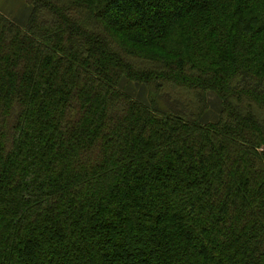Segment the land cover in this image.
Wrapping results in <instances>:
<instances>
[{"label": "trees", "instance_id": "1", "mask_svg": "<svg viewBox=\"0 0 264 264\" xmlns=\"http://www.w3.org/2000/svg\"><path fill=\"white\" fill-rule=\"evenodd\" d=\"M27 1L0 12V264H264V0Z\"/></svg>", "mask_w": 264, "mask_h": 264}, {"label": "rangeland", "instance_id": "2", "mask_svg": "<svg viewBox=\"0 0 264 264\" xmlns=\"http://www.w3.org/2000/svg\"><path fill=\"white\" fill-rule=\"evenodd\" d=\"M0 7L3 8L1 11L6 13L3 15L20 27L27 26L33 12V7L27 0H22V2L0 0ZM119 88L126 94L134 96L137 101L148 103V89L144 85L133 83L123 78L119 83ZM207 98V110L202 120L203 122H215L223 109V103L213 91L207 93Z\"/></svg>", "mask_w": 264, "mask_h": 264}, {"label": "crops", "instance_id": "3", "mask_svg": "<svg viewBox=\"0 0 264 264\" xmlns=\"http://www.w3.org/2000/svg\"><path fill=\"white\" fill-rule=\"evenodd\" d=\"M1 1H3V0H1ZM4 1L7 2V0H4ZM9 1H10V2H12V1H14V2H22V0H9ZM1 10H3L2 7H0V11H1ZM1 13H2V14H6V13H4V12H2V11H1ZM7 15H8V14H7Z\"/></svg>", "mask_w": 264, "mask_h": 264}]
</instances>
